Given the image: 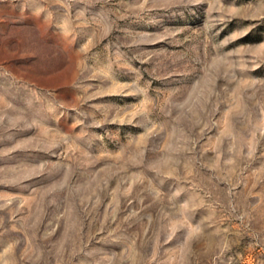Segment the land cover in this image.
Returning <instances> with one entry per match:
<instances>
[{"label": "rangeland", "instance_id": "374dc122", "mask_svg": "<svg viewBox=\"0 0 264 264\" xmlns=\"http://www.w3.org/2000/svg\"><path fill=\"white\" fill-rule=\"evenodd\" d=\"M0 264H264V0H0Z\"/></svg>", "mask_w": 264, "mask_h": 264}]
</instances>
